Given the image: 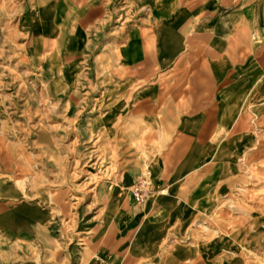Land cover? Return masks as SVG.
I'll use <instances>...</instances> for the list:
<instances>
[{
    "label": "rangeland",
    "instance_id": "rangeland-1",
    "mask_svg": "<svg viewBox=\"0 0 264 264\" xmlns=\"http://www.w3.org/2000/svg\"><path fill=\"white\" fill-rule=\"evenodd\" d=\"M201 1L178 0L189 30L177 58L146 63L168 49L169 16L155 4L119 0L100 30L103 18L84 16L81 0H0V264H263L264 122L252 127L257 139L237 173L210 174L186 192L190 205L176 206L172 180L152 169L176 126L165 111L153 118L135 108L143 89L192 86L196 66L207 69L197 64L209 50L202 26L219 12L196 13ZM137 74L122 114L107 118L115 98L92 111L91 101L113 90L109 78L126 85L122 77ZM58 76L66 92L52 98ZM97 120L112 130L108 142L86 137ZM140 181L148 188L136 203Z\"/></svg>",
    "mask_w": 264,
    "mask_h": 264
},
{
    "label": "crops",
    "instance_id": "crops-1",
    "mask_svg": "<svg viewBox=\"0 0 264 264\" xmlns=\"http://www.w3.org/2000/svg\"><path fill=\"white\" fill-rule=\"evenodd\" d=\"M138 1L139 8L155 4L158 14L169 16L167 27L170 31L164 43L165 48H168L165 57L157 59L149 55L144 56V61H174L181 48V34L189 30V25L185 23L187 12L179 8L178 0ZM81 2V6L86 9L84 16L94 12L97 18H103L102 25L98 27L102 30L108 28L119 0ZM33 5L39 9L46 8L36 1ZM199 10L213 15L219 12L215 21L202 26L205 33L201 34V40L207 41L209 50L201 55L197 64L206 62L207 69L196 66L195 74L189 78L193 82L192 86L167 85L165 90L159 87L143 89L140 101L135 104L139 112H145L153 118L158 116L159 111H165L164 121L176 126L175 139L152 168L161 179L167 177L172 180V190L177 192L172 205L175 203L176 206L190 205L186 192L195 190L200 180L206 181L210 174L219 176L220 181L237 173L236 160L257 139L252 127L257 126L259 121L264 122V0H202L196 13ZM84 20V23L88 22V19ZM50 29L59 31L61 27L52 22ZM189 40L187 36L186 41ZM34 42L38 48L40 39L35 38ZM185 58L190 60V55ZM140 77L142 75L139 74L123 76L126 85L109 78L107 83L111 87L105 90H113L103 92L100 98H94L91 101L94 104L92 111L105 109L106 103L115 98V102L110 104L112 110L107 113V118L110 119L109 115L116 117L122 114L128 103L123 101L126 87ZM181 82L184 84L183 79ZM65 84L64 77L53 78L49 85L50 96L57 98L65 94ZM94 93H98L96 88L85 94ZM161 95H169V101L157 103ZM101 122L103 120H97L94 129L90 130V127L87 130L86 137L90 142L94 141L93 138L98 140L107 137V142L110 140L112 130H101ZM62 209L65 210V205ZM179 253L188 254L184 250Z\"/></svg>",
    "mask_w": 264,
    "mask_h": 264
},
{
    "label": "built area",
    "instance_id": "built-area-1",
    "mask_svg": "<svg viewBox=\"0 0 264 264\" xmlns=\"http://www.w3.org/2000/svg\"><path fill=\"white\" fill-rule=\"evenodd\" d=\"M147 188H148V184L146 181H140L138 182L132 192H131V196L132 199L136 202V203H140L145 199L146 193H147Z\"/></svg>",
    "mask_w": 264,
    "mask_h": 264
}]
</instances>
